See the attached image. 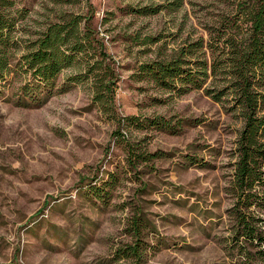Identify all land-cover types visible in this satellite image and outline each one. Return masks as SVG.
<instances>
[{
    "label": "rangeland",
    "instance_id": "obj_1",
    "mask_svg": "<svg viewBox=\"0 0 264 264\" xmlns=\"http://www.w3.org/2000/svg\"><path fill=\"white\" fill-rule=\"evenodd\" d=\"M246 1L8 0L14 65L53 25L78 22L83 50L41 103L18 98L21 69L0 90V264H264L235 235L232 97L143 69L182 50L211 61ZM250 212L264 233V204Z\"/></svg>",
    "mask_w": 264,
    "mask_h": 264
},
{
    "label": "trees",
    "instance_id": "obj_2",
    "mask_svg": "<svg viewBox=\"0 0 264 264\" xmlns=\"http://www.w3.org/2000/svg\"><path fill=\"white\" fill-rule=\"evenodd\" d=\"M7 3L8 0H0V90L7 87L14 69H21L29 80L20 89L18 98L24 103L27 100L41 103L43 96L52 94L57 76L71 66L76 53L83 50L76 31L79 23L74 22L71 29L63 25L50 26L33 51L23 55L14 65L12 49L16 48L17 41L12 37L14 25L5 12ZM227 24L228 30L222 39L216 40L211 61H199L196 70L191 68L192 50H182L174 58L144 65L143 69L159 87L168 91L200 90L212 77L213 88L206 87L205 93L216 101L232 97V109L238 111L244 121L237 143L233 180L235 235L238 241L245 240L242 248H258L256 252L247 250L245 253L247 261L253 263L264 261V233L258 229V221L250 212L257 203L264 204V198L254 192L258 185L264 184V92L259 91L264 88V0L244 2L236 18Z\"/></svg>",
    "mask_w": 264,
    "mask_h": 264
}]
</instances>
